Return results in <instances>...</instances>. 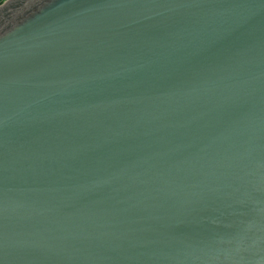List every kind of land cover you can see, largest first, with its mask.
I'll return each instance as SVG.
<instances>
[{
  "label": "water",
  "instance_id": "water-1",
  "mask_svg": "<svg viewBox=\"0 0 264 264\" xmlns=\"http://www.w3.org/2000/svg\"><path fill=\"white\" fill-rule=\"evenodd\" d=\"M0 264H264V0L1 4Z\"/></svg>",
  "mask_w": 264,
  "mask_h": 264
},
{
  "label": "trees",
  "instance_id": "trees-1",
  "mask_svg": "<svg viewBox=\"0 0 264 264\" xmlns=\"http://www.w3.org/2000/svg\"><path fill=\"white\" fill-rule=\"evenodd\" d=\"M5 0H0V5L4 2Z\"/></svg>",
  "mask_w": 264,
  "mask_h": 264
},
{
  "label": "rangeland",
  "instance_id": "rangeland-1",
  "mask_svg": "<svg viewBox=\"0 0 264 264\" xmlns=\"http://www.w3.org/2000/svg\"><path fill=\"white\" fill-rule=\"evenodd\" d=\"M6 1H8V0H5L3 3H5ZM3 3H2V4H3Z\"/></svg>",
  "mask_w": 264,
  "mask_h": 264
}]
</instances>
